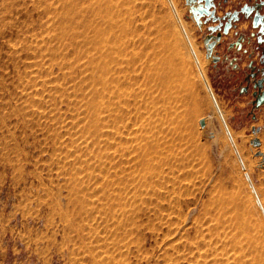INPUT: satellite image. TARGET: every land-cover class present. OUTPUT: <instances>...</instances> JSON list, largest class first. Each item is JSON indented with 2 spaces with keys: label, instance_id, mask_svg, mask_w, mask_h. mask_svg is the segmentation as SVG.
<instances>
[{
  "label": "rangeland",
  "instance_id": "374dc122",
  "mask_svg": "<svg viewBox=\"0 0 264 264\" xmlns=\"http://www.w3.org/2000/svg\"><path fill=\"white\" fill-rule=\"evenodd\" d=\"M129 2L124 51L170 55L182 77L185 105L172 120L154 112L139 123L132 107L116 119L108 83L117 74L143 89L147 58L137 75L114 65L123 72L106 74L107 86L97 81L98 0H0L6 262L251 264V236L264 264V105L254 97L264 44L242 17L216 47L220 61L207 63L205 40L219 22L199 26L187 0ZM256 2L215 0L216 16Z\"/></svg>",
  "mask_w": 264,
  "mask_h": 264
},
{
  "label": "bare ground",
  "instance_id": "6f19581e",
  "mask_svg": "<svg viewBox=\"0 0 264 264\" xmlns=\"http://www.w3.org/2000/svg\"><path fill=\"white\" fill-rule=\"evenodd\" d=\"M129 1L130 0H98V8L97 11L95 12L97 16L95 22V32H96L95 37L98 39L96 42L99 43V45L103 50L102 51L103 56L100 57V62H99L100 67L98 69L99 75L97 76V81L105 86H107V81L105 79L106 74L112 75L113 73L114 75V73L116 74V71H121L122 73L124 69H125L124 73L129 71L131 74V72L135 71L134 69H137V68L133 69L134 65L138 63L139 60H143L146 57L145 54L147 51L144 53V50L142 48L141 50L139 49V51H137V49L135 48L136 51L133 50L128 55L124 51V47H126L127 49V45L131 41L130 39H128L130 36L128 34V29H129L128 26L130 24L129 22L131 21V16L133 15V12H132L131 3ZM131 39H133L134 41V38ZM162 44L163 45H160L161 48L168 49V46L166 47L164 43ZM164 54H166V52ZM147 56L149 58V56L152 55L149 54ZM155 56L158 57L159 59L158 61L157 60L155 61V59L154 60L148 59L147 57L146 58L151 61H148L147 59L146 60L144 59L145 61L143 60L144 63L140 61L141 63H143L142 66H144L143 73L140 72V74L141 73L143 74V76H141L143 77L142 79H144L142 80L140 78V80L144 82V84L140 83V85L143 86V89L139 88V90L137 89L138 90L137 91L135 90V88H133L134 87L133 85H135V83L137 85L138 83V78L134 80V78L137 77L136 76L137 71L134 72L136 73V75L132 73V75L133 74L135 75V77L133 75L134 77L133 80L136 81L133 82L134 84L131 83L132 81L131 80L129 81L128 79H126V83H124V81L121 80L117 76V74L114 75L112 77L111 82L108 83L109 91L111 95L110 104L113 107L115 114L117 113V115H115L116 119L123 121L124 118H128L130 114L133 113V111L131 112L128 111L130 112V114L127 113L129 115L125 117V115H127L126 112L127 110H129L130 107H132V110L133 108L135 109L134 112H137V115L136 113L134 115L131 114V117L137 116L136 121L139 123L141 120L143 121L144 118L145 120L147 118L151 119L154 112H156L155 114L160 116L161 122L164 119L172 120L175 116H179V112H181L180 110L183 109L182 107L185 105V98L184 96H181L183 89L182 77H180L179 73L174 68L172 63V58L170 55H161L158 52L155 54ZM210 62H211V58L207 56V63ZM114 65L122 66L124 67V69L123 70L117 69L115 71L113 69ZM138 66L142 67L141 64L140 65L138 64ZM135 67H137V65H135ZM116 68L119 67L116 66ZM117 73L120 74V72ZM140 74H138V76ZM115 76H117V78ZM130 77L131 75L129 76V78ZM140 85L139 87H142ZM136 87L138 88V85ZM132 93L135 95L134 99L135 98H137V100L138 98L140 99L139 101L135 99L136 101L132 102L133 106H131V101H132L131 96L133 97ZM156 104H159V106L157 105L158 106L157 108L155 107ZM119 112L121 113V116L119 115ZM136 121H135V125H136ZM127 128L129 127L127 126ZM125 156L127 157V155ZM240 226H241L240 227L241 231L243 232L246 231L247 226H245L244 224H241ZM256 242L257 241L251 236L245 239L246 248L250 251L251 264H262L263 261L260 259V254H258L259 248H257ZM241 247L243 249V246ZM247 249L246 250L244 249V251L242 250L241 254L243 257L242 256L241 257L243 258V261L244 259L246 261V258H244L245 251H247L246 253H249ZM248 258L249 257H247V259ZM241 264L244 263L241 262Z\"/></svg>",
  "mask_w": 264,
  "mask_h": 264
},
{
  "label": "water",
  "instance_id": "95a60500",
  "mask_svg": "<svg viewBox=\"0 0 264 264\" xmlns=\"http://www.w3.org/2000/svg\"><path fill=\"white\" fill-rule=\"evenodd\" d=\"M191 9V14L193 19L200 26L202 25V19L206 17V20H213L214 22H219V25L216 27H211L210 31L213 33L217 32L216 35L208 36L205 40L206 48H207V56L211 58V61L214 63H218L220 58L216 56V47L221 44V39L223 35L229 34V32L236 27V24L241 21L242 17L250 19L252 22V27L256 30H259L258 33V43L262 44L264 41V14H262L261 10L264 7V3L259 5H246L241 10H237L233 13L227 14L225 18H220L216 16V3L215 0H187ZM206 22V21H205ZM219 31V32H218ZM255 36V34H254ZM244 37L239 36L238 40L233 47L236 46L238 50H241L243 47V39ZM255 68L253 67V70ZM256 70V69H255ZM263 77L260 80L255 82V89L257 92L254 93L255 97V105L256 108H260L264 105V71H261ZM255 77L256 75L253 74ZM202 128H205V121L202 120L200 122ZM259 141L256 140L254 142L255 146H259Z\"/></svg>",
  "mask_w": 264,
  "mask_h": 264
},
{
  "label": "built area",
  "instance_id": "2783aa9c",
  "mask_svg": "<svg viewBox=\"0 0 264 264\" xmlns=\"http://www.w3.org/2000/svg\"><path fill=\"white\" fill-rule=\"evenodd\" d=\"M261 3H264V0H259V2H256V3H253L252 5H250V6H254V5H259V4H261ZM247 5H249V4H247ZM246 6V5H245ZM262 14H264V8L262 9ZM254 29V28H253ZM254 30H256V29H254ZM256 38H257V40H258V33H259V30H256ZM262 44H264V41H263V43ZM257 70V69H256ZM1 236H2V233L0 232V264H9L8 262H6V260H5V255H6V251H5V249H7L6 247V245H5V243L6 242H4L3 240H2V238H1Z\"/></svg>",
  "mask_w": 264,
  "mask_h": 264
},
{
  "label": "crops",
  "instance_id": "0c3cea01",
  "mask_svg": "<svg viewBox=\"0 0 264 264\" xmlns=\"http://www.w3.org/2000/svg\"><path fill=\"white\" fill-rule=\"evenodd\" d=\"M235 12V11H234ZM233 13V12H232ZM237 25V24H236ZM239 33V32H238ZM237 34V31H235V29H232L231 32L227 35H223L224 38H228L231 37L233 35V37H235V35ZM230 40H232V37L230 38Z\"/></svg>",
  "mask_w": 264,
  "mask_h": 264
},
{
  "label": "flooded vegetation",
  "instance_id": "af4514ba",
  "mask_svg": "<svg viewBox=\"0 0 264 264\" xmlns=\"http://www.w3.org/2000/svg\"><path fill=\"white\" fill-rule=\"evenodd\" d=\"M258 2H259V0H258ZM243 7H244V6H243ZM243 7H242V8H243ZM242 8H241V9H242ZM250 24H251V26H252V22H251V21H250ZM230 32H231V31H230ZM230 32H229V33H230ZM222 39H223V38H222ZM222 39H221V41H222ZM221 43H222V42H221Z\"/></svg>",
  "mask_w": 264,
  "mask_h": 264
}]
</instances>
